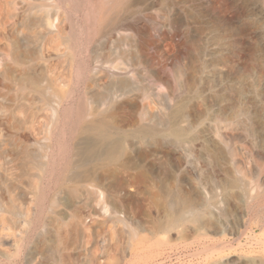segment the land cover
<instances>
[{"label":"rangeland","instance_id":"rangeland-1","mask_svg":"<svg viewBox=\"0 0 264 264\" xmlns=\"http://www.w3.org/2000/svg\"><path fill=\"white\" fill-rule=\"evenodd\" d=\"M66 1L0 0V264H264V0Z\"/></svg>","mask_w":264,"mask_h":264},{"label":"bare ground","instance_id":"bare-ground-1","mask_svg":"<svg viewBox=\"0 0 264 264\" xmlns=\"http://www.w3.org/2000/svg\"><path fill=\"white\" fill-rule=\"evenodd\" d=\"M67 1H68V0H67ZM67 1H66V2H67ZM110 1H111V0H110ZM122 1H123V0H113V2H116V3H121ZM67 3H68V2H67ZM68 4H70V3H68ZM57 13H60V12H57ZM56 15H57V14H56ZM57 16H58V15H57ZM51 17H52V16H51ZM59 17H60V16H59ZM59 17H58V19H59ZM17 20H18V19H17ZM53 21H54V20H53ZM53 21H52V22H53ZM50 24L53 25V23H50ZM50 26H51V25H50ZM56 27H57V26H56ZM59 27H60V26H59ZM59 27H58V28H59ZM58 28H57V29H58ZM59 29H61V28H59ZM25 31H26V30H25ZM47 31H48V30H47ZM61 31H62V30H61ZM50 35H51V34H50ZM56 38H58V37H57L56 35H53V36H51V37L48 38V42H49V41L54 42ZM56 47H57V46H56ZM184 205L187 206V207H189V206L191 205V203H185ZM77 225H78V226L80 225V221H79V220L77 221Z\"/></svg>","mask_w":264,"mask_h":264}]
</instances>
